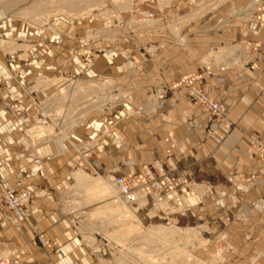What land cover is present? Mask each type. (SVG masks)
I'll use <instances>...</instances> for the list:
<instances>
[{
    "label": "crops",
    "instance_id": "1",
    "mask_svg": "<svg viewBox=\"0 0 264 264\" xmlns=\"http://www.w3.org/2000/svg\"><path fill=\"white\" fill-rule=\"evenodd\" d=\"M249 2L221 0L182 24L177 33L159 26L183 16V5L150 7L157 22L147 38L124 30L113 43L114 53L101 42L106 56L97 60L96 73L87 75L111 79L115 100L119 95L130 98L133 108L158 89L193 75L197 85L222 105L220 118L210 117L181 87L148 116L121 119L120 111L130 106L118 105L117 99L57 144L36 134L35 146L0 109V155L15 157L0 167V188L14 190L21 183L34 191V199L23 209V221L0 211V245L11 252V264H102L97 257L100 241L85 237L98 233L83 232L75 224L85 218L87 207L65 210L63 193L67 202L75 197L66 195V186L87 172L103 177L138 173L149 161H162L165 140L176 143L170 159L175 174L207 190L195 210L196 220L216 223L215 229L227 227L232 252L264 254V159L249 144L251 136L264 139V54L253 50L254 44L264 43V32L250 17L241 16L248 12ZM8 45L16 48L12 42ZM144 46L148 55L142 52ZM16 74L23 79L30 73ZM9 75L0 73L10 78L2 85L5 101L26 110L29 100ZM19 125L27 127L30 120L24 117ZM81 141L89 143L80 147ZM82 191L87 194L88 189ZM92 214L90 219L97 220ZM38 236L52 246L34 244Z\"/></svg>",
    "mask_w": 264,
    "mask_h": 264
},
{
    "label": "rangeland",
    "instance_id": "2",
    "mask_svg": "<svg viewBox=\"0 0 264 264\" xmlns=\"http://www.w3.org/2000/svg\"><path fill=\"white\" fill-rule=\"evenodd\" d=\"M220 2L221 0H78L75 4L71 0H0V73H5V76L11 73L9 76L18 80L17 85L22 88L21 94L29 100L26 110L16 102L5 101L6 92L3 91L2 85L10 78L4 79L2 76L4 78L0 77V109L11 118L13 127L26 134L31 139L30 144L35 146L36 134L43 133L49 143L57 144L59 139L63 141L89 117L100 113L106 103L117 102V99L118 105L130 106L120 111L121 119H134L138 115L148 116L149 112L154 113L155 108L160 105L156 99L158 92H163V103L168 94L176 89L172 90L173 85L160 88L149 94L145 103H139L134 108L131 106V99L123 95L117 96L115 100L111 79L87 77L90 73H96L94 68L97 60L106 56L100 43L108 44L109 53H114L116 47L113 43L124 30L128 33L134 30L141 38H147L157 22L155 15L150 13V7L164 10L183 5V16L179 15L177 19L159 26L162 31L167 29L177 33L182 24L194 20ZM249 5L250 2L247 9ZM71 7H78L77 11H69ZM240 13L242 17L251 16L250 12L246 15ZM11 42L16 46L13 50L9 47L11 45H8ZM142 48L143 54L148 55L147 47ZM16 73L30 74L22 79ZM56 73L60 74L56 76ZM24 117L30 120L27 127L19 125ZM210 117L220 118L211 115ZM88 143L81 141L78 145L83 147ZM165 143L162 161H149L152 163L141 166L138 173L125 177H135L147 166L153 179L160 181L164 172L178 183L173 193L151 195L148 196L147 204L142 202L140 207L126 204L125 208L119 207L116 191V195L105 197L108 200L104 203L109 204L107 209H113V212L109 211L97 220H92L89 215L103 203L84 204L87 194L82 191L84 187L79 185V178L66 186V195L71 197L67 194L70 192L75 197L67 202L63 193L65 210L73 213L87 207L84 210L85 218L75 224L83 232L98 233L95 238L90 235L85 237L100 241L102 252L97 257L103 259L101 263L264 264V254L232 252L227 227L215 229L212 225L216 223L196 220L195 210L203 204L207 190L188 177L175 174L176 167L170 159L176 143L169 140H165ZM14 158L13 153L0 155V167ZM85 174L87 175L84 178L110 179L112 182L115 177L112 174L104 177L89 172ZM146 181H149L147 177ZM15 188L4 189L14 194L30 189L23 187L21 183H16ZM2 190L3 187L0 188V211L10 213L16 218L6 207ZM30 190L33 197L21 209L22 215L23 209L34 199V191ZM185 195H191V198L178 202ZM157 197L163 200L169 198L171 207L165 204L156 205ZM177 203L179 205H175ZM152 228H169V231L176 233L170 239L155 240V237H149V230ZM34 244L52 246V242L42 236L35 238ZM0 259L9 260L11 264V252L1 245Z\"/></svg>",
    "mask_w": 264,
    "mask_h": 264
},
{
    "label": "built area",
    "instance_id": "3",
    "mask_svg": "<svg viewBox=\"0 0 264 264\" xmlns=\"http://www.w3.org/2000/svg\"><path fill=\"white\" fill-rule=\"evenodd\" d=\"M247 10L251 14V20L264 32V0H251ZM253 50L257 55L264 54V43L254 44ZM197 80L198 77L187 75L177 84L173 85L172 90L181 87L186 88L187 95L193 103L202 107L211 116L221 117L223 114L222 105L206 94L197 85ZM156 99L157 101L159 100V103L163 100L162 91L157 93ZM249 144L255 151V154L259 158L264 159V139L251 136L249 138ZM262 173H264V168ZM162 175L163 178L160 181L155 178L153 179L150 169L145 166L143 172L135 177L115 176L113 181L120 189V197L126 199L127 203H135V194L139 192L146 194V196L173 193L178 187V183L165 175L164 172H162ZM146 177L149 179L148 182L146 181ZM32 197L33 193L30 189L21 190L17 194L4 188L2 190V198L7 205V209L12 211L19 221L23 220L21 209L27 205ZM45 242L47 243L48 241L46 240ZM0 264H10V262L9 260L0 259Z\"/></svg>",
    "mask_w": 264,
    "mask_h": 264
},
{
    "label": "bare ground",
    "instance_id": "4",
    "mask_svg": "<svg viewBox=\"0 0 264 264\" xmlns=\"http://www.w3.org/2000/svg\"><path fill=\"white\" fill-rule=\"evenodd\" d=\"M72 1L75 4H77V1L78 0H71V2ZM72 8L73 7H71L69 9V11L75 12V11H77V8L78 7H75L74 9H72ZM78 178H79V185H81L82 187H86V189H88V192H87V203L90 204V205H92V204H102L103 203V205L100 206V207H98L94 211V213L92 214V216L94 218H96V219H98L99 217H101V215L108 213L109 211H110V213L113 212L112 211L113 209H111V210H110V208L107 209V207L109 206V204H104V203L108 200V199H105V197H108V196H111L112 197L116 193V191L118 193L117 196H116V198H117L119 207L125 206V208H127V205L126 204H129L132 207H135V205H136V207H140V204L142 202L145 203V204H147L149 202L148 201V198L149 197L146 196V194L139 192V193L135 194V198H134V200L136 201L135 203H127L126 199H124L123 197H120L119 196L120 189H119V187L117 185L114 184V181L112 182V180L109 181V180H101L100 178H97V179L84 178L82 176H80ZM186 198H191V195H185V196H183L182 198L179 199L178 202H180L181 200H184ZM168 199L166 198L165 200H163V199H158V197H157V200H156L155 204L158 205V206L159 205H162V204H165V205L170 206L171 204L169 203V200ZM175 205H179V204L177 203ZM122 210H124V209H122ZM126 212H128V215H129V210L128 209L126 210ZM121 217H123V216H121ZM168 229L167 228H152L151 230H149V234H150L149 237L150 238L155 237V240L157 238H159V239H161V238H163V239L164 238L165 239H170V237H174L176 232L173 231V230H170L169 231ZM151 233H152V235H151Z\"/></svg>",
    "mask_w": 264,
    "mask_h": 264
}]
</instances>
